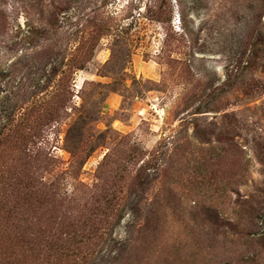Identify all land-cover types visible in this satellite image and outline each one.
Listing matches in <instances>:
<instances>
[{"label":"rangeland","instance_id":"1","mask_svg":"<svg viewBox=\"0 0 264 264\" xmlns=\"http://www.w3.org/2000/svg\"><path fill=\"white\" fill-rule=\"evenodd\" d=\"M0 264H264V0H0Z\"/></svg>","mask_w":264,"mask_h":264}]
</instances>
